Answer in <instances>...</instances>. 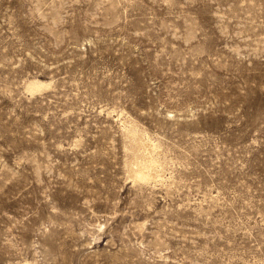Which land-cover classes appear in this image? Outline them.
Here are the masks:
<instances>
[{
    "label": "rangeland",
    "instance_id": "rangeland-1",
    "mask_svg": "<svg viewBox=\"0 0 264 264\" xmlns=\"http://www.w3.org/2000/svg\"><path fill=\"white\" fill-rule=\"evenodd\" d=\"M0 264H264V0H0Z\"/></svg>",
    "mask_w": 264,
    "mask_h": 264
},
{
    "label": "bare ground",
    "instance_id": "bare-ground-1",
    "mask_svg": "<svg viewBox=\"0 0 264 264\" xmlns=\"http://www.w3.org/2000/svg\"><path fill=\"white\" fill-rule=\"evenodd\" d=\"M49 85L50 83L46 80L33 78L27 81L26 87L34 92L42 90ZM129 134L135 140L137 150L134 153V160L130 164L129 170L135 180L149 181L158 175V160L151 152L156 145L153 142L145 141L140 136H137V131L134 128H130Z\"/></svg>",
    "mask_w": 264,
    "mask_h": 264
}]
</instances>
